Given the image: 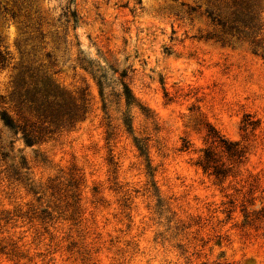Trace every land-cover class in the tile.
<instances>
[{
    "label": "rangeland",
    "instance_id": "1",
    "mask_svg": "<svg viewBox=\"0 0 264 264\" xmlns=\"http://www.w3.org/2000/svg\"><path fill=\"white\" fill-rule=\"evenodd\" d=\"M239 1L0 0V264H264V0L255 39L209 15ZM47 77L73 126L27 97Z\"/></svg>",
    "mask_w": 264,
    "mask_h": 264
},
{
    "label": "trees",
    "instance_id": "2",
    "mask_svg": "<svg viewBox=\"0 0 264 264\" xmlns=\"http://www.w3.org/2000/svg\"><path fill=\"white\" fill-rule=\"evenodd\" d=\"M237 5L239 8L231 13V19H224L221 14L215 15L214 13H210L209 15L212 17L213 21L218 22L220 25L228 26L231 30L236 31L237 33L245 34V31L248 30L247 36L255 39V35L259 34V31L262 29L260 23L261 0H240ZM252 42L254 45H259L258 43H255L254 40ZM1 59L3 60V56L0 53V60ZM23 86L24 81L22 83L19 81L16 82L17 89ZM124 86L127 100L129 101L131 99L130 89L127 85ZM16 92L20 94V96H23L21 94V89ZM26 95L31 99V104L34 106L39 117L43 118L45 123L48 121L50 125L49 127H56L55 129L73 126L79 118H82L85 115L87 110L83 103H75L71 96L67 95L48 77L42 82L41 88L35 86L32 93L26 91ZM2 103H5V99L0 95V105ZM1 119L7 127L14 130L16 133L22 132L24 140L28 145H33L41 141L43 138L41 133L29 130L26 126L18 125L7 110L1 112ZM209 135L214 139L218 136L214 129H210ZM227 150L232 157H241L243 153L238 150L234 151L229 147ZM198 164L205 172H211L209 174L219 180H224L229 176V174L226 173V169H223L218 165L210 150L204 151V155ZM253 213L259 214L260 212ZM249 217V212H247L246 218Z\"/></svg>",
    "mask_w": 264,
    "mask_h": 264
}]
</instances>
